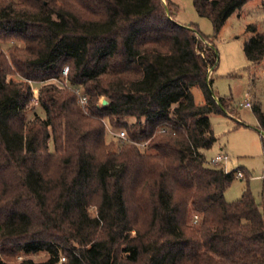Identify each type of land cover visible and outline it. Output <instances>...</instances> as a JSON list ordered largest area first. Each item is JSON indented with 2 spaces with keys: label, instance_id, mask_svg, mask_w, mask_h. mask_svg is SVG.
<instances>
[{
  "label": "trees",
  "instance_id": "obj_1",
  "mask_svg": "<svg viewBox=\"0 0 264 264\" xmlns=\"http://www.w3.org/2000/svg\"><path fill=\"white\" fill-rule=\"evenodd\" d=\"M249 1L194 5L219 32ZM249 29L257 65L264 31ZM217 62L212 39L176 21L169 0H0V264L39 252L48 258L17 264H264V206L249 184L227 201L243 167L205 154L217 140L210 114L232 101L210 91ZM65 67L69 86L48 82ZM32 81L44 82L45 118L28 117ZM106 120L127 133L117 150Z\"/></svg>",
  "mask_w": 264,
  "mask_h": 264
},
{
  "label": "rangeland",
  "instance_id": "obj_2",
  "mask_svg": "<svg viewBox=\"0 0 264 264\" xmlns=\"http://www.w3.org/2000/svg\"><path fill=\"white\" fill-rule=\"evenodd\" d=\"M163 1L167 3L168 0ZM169 1L174 6L176 21L183 25L196 26L202 34L210 37L214 42L218 62L216 67L212 68V73L209 70V74L213 77V89L218 95L226 99L232 98L227 106V112L210 114L217 140L211 149L205 151V154L209 160L220 152L228 154L227 166L230 170L243 167L241 171H249L251 176L249 179H242L236 175L225 192V198L227 201H235L241 198L249 184L257 201L264 206V142L257 114L258 108L264 112V61L257 65L251 64L243 48L245 41L253 35L249 26H256L258 32L264 31V0L247 2L241 9L229 16L219 32L215 31L209 18L198 14L194 0ZM3 48L6 51L8 44H3ZM15 78L18 79V76ZM63 81L65 82V79L61 77L51 79L48 82H53L59 87H65ZM43 83L40 81L31 82L32 88L38 89V95L39 88ZM193 93L196 102L202 104L204 102L202 90L199 87H194ZM104 99L106 98L102 97L100 102L103 103ZM249 99L252 105L250 107L243 106L242 103ZM34 112L45 118L40 103L37 104L34 100L33 93L32 103L27 108L28 117H33ZM129 121L133 122L134 118H129ZM105 124L107 129L111 127L107 120ZM116 130L124 129L116 128ZM106 139L110 143H115L116 150L122 141H125L111 135L108 131ZM140 147L144 152H152V150H147L143 144ZM49 148L53 151L52 141H49ZM91 212L95 214V209L92 208ZM1 256L9 262L17 264L28 258L44 261L49 255L46 252H39L10 256L2 253Z\"/></svg>",
  "mask_w": 264,
  "mask_h": 264
},
{
  "label": "built area",
  "instance_id": "obj_3",
  "mask_svg": "<svg viewBox=\"0 0 264 264\" xmlns=\"http://www.w3.org/2000/svg\"><path fill=\"white\" fill-rule=\"evenodd\" d=\"M69 72V68L65 67L63 70V79H65V82L63 81V85L65 86H69V81L67 79V75ZM210 73H212V69L210 70ZM76 93L78 94L79 97V103L82 104L83 106H86L87 102H88V97L85 95L84 91L82 88L80 87H76L75 88ZM33 93H34V100L35 102L38 104L39 103V95H38V89L33 88ZM243 106L245 107H250L252 105L250 100H245L243 103ZM107 131L113 135V136H117L122 140H126L127 139V133L125 130H119L117 131L116 129H114L112 126L108 127ZM229 161V155L225 154L223 152H220L218 154H216L215 156H213L210 160V162H212L213 164H218L221 167H223L225 169V171H231L228 166L227 163ZM237 176L238 177H243V172L241 170H239L237 172ZM198 216L195 215V220H197ZM65 260V257L61 258V262Z\"/></svg>",
  "mask_w": 264,
  "mask_h": 264
},
{
  "label": "water",
  "instance_id": "obj_4",
  "mask_svg": "<svg viewBox=\"0 0 264 264\" xmlns=\"http://www.w3.org/2000/svg\"><path fill=\"white\" fill-rule=\"evenodd\" d=\"M210 91H211V93L216 97V94H215V92H214V89L210 86ZM103 104L104 105H106V104H108V100L107 99H104L103 100ZM264 134V133H263Z\"/></svg>",
  "mask_w": 264,
  "mask_h": 264
},
{
  "label": "crops",
  "instance_id": "obj_5",
  "mask_svg": "<svg viewBox=\"0 0 264 264\" xmlns=\"http://www.w3.org/2000/svg\"><path fill=\"white\" fill-rule=\"evenodd\" d=\"M250 100V99H249ZM252 103V102H251Z\"/></svg>",
  "mask_w": 264,
  "mask_h": 264
}]
</instances>
